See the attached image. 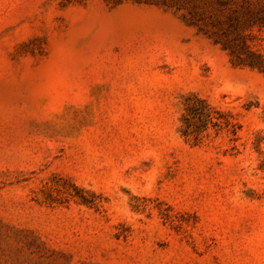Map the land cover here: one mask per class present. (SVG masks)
Instances as JSON below:
<instances>
[{
	"label": "rangeland",
	"instance_id": "rangeland-1",
	"mask_svg": "<svg viewBox=\"0 0 264 264\" xmlns=\"http://www.w3.org/2000/svg\"><path fill=\"white\" fill-rule=\"evenodd\" d=\"M0 264H264V0H0Z\"/></svg>",
	"mask_w": 264,
	"mask_h": 264
}]
</instances>
